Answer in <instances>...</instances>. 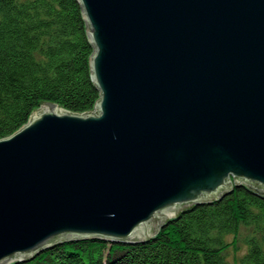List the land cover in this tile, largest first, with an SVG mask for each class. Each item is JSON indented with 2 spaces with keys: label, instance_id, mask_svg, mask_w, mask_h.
Returning a JSON list of instances; mask_svg holds the SVG:
<instances>
[{
  "label": "water",
  "instance_id": "obj_1",
  "mask_svg": "<svg viewBox=\"0 0 264 264\" xmlns=\"http://www.w3.org/2000/svg\"><path fill=\"white\" fill-rule=\"evenodd\" d=\"M93 108L0 137V264L142 246L245 185L264 201V0H71Z\"/></svg>",
  "mask_w": 264,
  "mask_h": 264
},
{
  "label": "trees",
  "instance_id": "obj_2",
  "mask_svg": "<svg viewBox=\"0 0 264 264\" xmlns=\"http://www.w3.org/2000/svg\"><path fill=\"white\" fill-rule=\"evenodd\" d=\"M91 51L71 0H0V137L44 101L74 112L92 109L99 92H92ZM242 186H233L216 206L179 214L146 247L92 241L18 264H229L222 256L225 234L235 235L246 220L264 230V201ZM237 260L264 264L259 241H250Z\"/></svg>",
  "mask_w": 264,
  "mask_h": 264
},
{
  "label": "rangeland",
  "instance_id": "obj_3",
  "mask_svg": "<svg viewBox=\"0 0 264 264\" xmlns=\"http://www.w3.org/2000/svg\"><path fill=\"white\" fill-rule=\"evenodd\" d=\"M256 225L257 223L255 221L246 220L238 224L235 235L225 234L223 236V241H226L227 245H225L222 250L223 254H221L226 262L229 264H237V259L246 251L250 241H259L260 247L264 251V230H257L255 228ZM159 228H156V232Z\"/></svg>",
  "mask_w": 264,
  "mask_h": 264
}]
</instances>
